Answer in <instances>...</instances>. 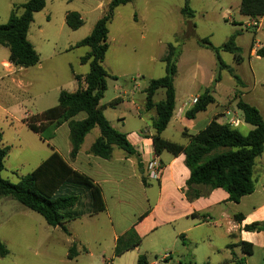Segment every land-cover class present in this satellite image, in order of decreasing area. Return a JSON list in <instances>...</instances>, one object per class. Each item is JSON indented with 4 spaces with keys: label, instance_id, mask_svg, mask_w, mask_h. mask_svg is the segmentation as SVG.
<instances>
[{
    "label": "rangeland",
    "instance_id": "1",
    "mask_svg": "<svg viewBox=\"0 0 264 264\" xmlns=\"http://www.w3.org/2000/svg\"><path fill=\"white\" fill-rule=\"evenodd\" d=\"M27 1L0 0V24L8 22L14 5ZM186 1L132 0L117 9L109 25L110 49L104 67L110 76L101 102L108 108L110 120H114L115 112L108 104L123 92L127 94L125 98L134 99L138 106L145 103L149 82L165 75L163 58L170 45L184 52L177 80L183 89L187 90L193 80L196 87L208 83V72L195 70L197 60L193 57L197 53L198 59L202 54L211 55L212 60L205 58L209 65L211 62L216 65L215 77L220 76L224 93L236 89L237 81L229 70L220 69L215 53L202 46L199 40L208 38L214 46H222L232 35L237 36L248 65L247 47L253 30L238 23L246 21L240 13L241 0H188L195 12L191 21L181 13ZM107 5L108 0H47L46 7L34 15L29 36L41 56V64L23 72V80L32 86L21 92L0 87V106L6 110L0 109V132L4 145L9 147L2 172L5 180L17 184L46 158L51 149L48 143L50 134L46 131L41 137L30 130L21 122L23 111L36 114L42 108L39 101L34 102L36 96L49 95L58 88L70 89L69 64L77 69L79 56L89 51L87 47L70 51V46L91 33ZM72 12H78L84 20L78 30H72L65 22L67 14ZM189 22L192 24L191 33ZM220 57L226 65L233 64L232 54L221 52ZM85 69L89 72L87 64ZM164 98V90L160 89L154 99L160 101ZM238 112L243 117L242 112ZM240 130L244 134L248 132L243 128ZM173 134L174 131L168 132L170 136ZM173 140L181 142L182 138L175 135ZM148 181L144 173L142 185L147 186ZM152 183L156 187L155 182ZM143 186L137 184L127 197L108 198V212L68 222L64 225L66 231L62 227L49 226L42 216L12 198H0V240L9 250L8 256L0 258V264H111V259L115 258L114 230L126 228L148 208ZM73 246L77 248V256L69 259ZM146 248V245L140 246L138 251L124 255L114 264H137L138 256L145 255ZM162 258L160 253L149 255L151 261H161Z\"/></svg>",
    "mask_w": 264,
    "mask_h": 264
},
{
    "label": "crops",
    "instance_id": "2",
    "mask_svg": "<svg viewBox=\"0 0 264 264\" xmlns=\"http://www.w3.org/2000/svg\"><path fill=\"white\" fill-rule=\"evenodd\" d=\"M243 18L246 21L238 23L246 26L247 30H253L251 43L247 47L249 63L246 65L243 54L244 61L242 63H237L234 60L232 65H228L233 69L235 75H239H236L240 80L239 83L237 82L238 87L236 86L232 93H224L219 81L213 93L215 103L210 105L206 111L197 114L194 119H189L186 114L195 105L192 104V100L200 97L213 84L216 65L212 62L209 65L205 57L211 60L212 57L208 53L202 54L200 59L197 58L198 53L196 54L197 57L194 54L193 59L197 60L196 72H208L209 80L207 84L197 87L193 80L185 90L177 81L181 72V60L184 56V52L181 51L177 64L178 73L174 83L176 110L170 124L162 134L164 139L187 146L189 143L187 136L198 134L215 117H218L219 123L228 124L227 121L230 116H227V113H231V117L237 119L236 125L231 127L239 131L242 128L246 129L248 131L246 134H248L253 127L247 124L244 121V116H240L238 112L240 110L237 103L240 100L257 108L264 119V54L259 55V51L264 49V17L258 21H253L246 16ZM235 37L238 46V38ZM28 38L34 45L29 35ZM80 41L74 42L70 46V51L74 50L72 47ZM34 47L37 49L35 45ZM238 47L244 49L240 45ZM3 50L8 49L0 46V87L4 86L9 91L18 90L20 92L31 87L32 83H25L23 80V72L28 68L13 66L9 62V50L7 54ZM83 56H79L77 69L69 64L71 72L69 90L58 88V91H53L49 95L41 94L33 99L36 103L39 101V105L42 107L36 114L58 105L62 91L73 93L78 90L76 76L84 77L88 74L85 69L86 64L81 62ZM126 95L123 92L122 95H117L111 101L117 100V105L114 108L109 107L111 111L115 112L114 120L108 118V108L105 109L104 114L111 126L126 136L135 155H128L118 148H114L112 157L108 160L92 155L90 149L101 137L100 130L95 128L86 136L78 155L72 159L70 156L72 151L69 138L70 130L68 123H64L54 131L49 139L48 143H50L51 149L43 160L45 161L53 152H57L74 170L90 177L102 190L106 209L101 213L110 210L108 198L121 199L120 197H127L133 193L134 190L131 189L135 188L137 184L143 186L141 176L145 173V166L149 161L157 159L161 163L162 174L160 179L155 182L156 187L150 181H148L147 186H143L145 190L144 201L148 204V208L132 224L113 232L115 248L120 239L127 245L138 237L141 240L140 245L119 257L114 255L115 258L111 259V264L132 251H138L140 246L145 245L147 246L145 256L149 264H234L232 253L237 258H243L244 264H264V231L249 232L245 230L247 225L264 223V153L258 158L254 167V193L243 197L237 204L228 200L229 195L224 189L194 184L187 191L190 170L186 165L185 155L174 156L167 152L157 155L155 153L153 123L156 119V110L155 108L149 110L146 107V101L143 105L138 106L134 99L125 98ZM154 101L158 103L161 100ZM101 105L103 104L101 103ZM3 112L6 110L4 109ZM36 114L33 111L24 110L21 122L24 123L28 116ZM85 117V114H80L76 120H82ZM170 130L182 138L181 142L173 140L174 134L168 135ZM242 133L244 134V132ZM236 215H242V220H236ZM243 242L253 246L251 255L246 254L243 248L239 246ZM87 252L89 253V251ZM157 253L162 254L163 257L170 253V257L162 258L161 261H151L149 255L157 256Z\"/></svg>",
    "mask_w": 264,
    "mask_h": 264
},
{
    "label": "trees",
    "instance_id": "3",
    "mask_svg": "<svg viewBox=\"0 0 264 264\" xmlns=\"http://www.w3.org/2000/svg\"><path fill=\"white\" fill-rule=\"evenodd\" d=\"M109 5L103 16L95 23L91 33L78 42L72 49L88 47L89 51L81 58L82 64L89 66V72L84 77L76 76L78 90L76 92L62 91L58 105L40 114L29 116L24 120L26 126L33 132L42 135L48 131L50 138L54 131L68 123L71 158H75L84 144L86 136L98 128L101 137L92 145L90 153L96 157L108 160L112 157L114 148L123 150L128 155L135 152L126 136L114 129L107 120L104 111L107 108L101 102L107 91V78L110 76L104 67L109 51V25L115 11L132 0H108ZM47 0H28L22 5H14L6 24H0V46L9 50V62L17 68H31L40 63V54L30 42L28 35L34 15L46 7ZM22 10V11H21ZM21 11V12H20ZM187 20H193L194 11L186 1L181 10ZM240 13L253 21L264 17V0H241ZM66 24L72 30H78L84 25V20L77 12L68 13ZM199 43L212 50L218 60L220 69H227L239 83V78L233 69L222 62L220 53L228 52L233 55L237 63H242L243 50L237 46L236 37L231 36L221 47H215L208 38L200 39ZM180 50L170 45L167 55L163 58L165 75L149 82L146 89V107L155 108L156 119L153 127L154 150L157 155L164 152L174 156L185 155L186 165L190 170L187 191L194 184H204L214 189H224L228 200L239 203L245 196L255 191L254 167L256 161L264 153V119L259 110L243 100L238 101L237 107L243 113L244 121L253 129L243 134L228 124L218 122L215 117L198 134L187 136V146L168 141L162 137L170 124L176 110L175 78L178 73V59ZM264 54V49L259 55ZM220 76H216L213 84L198 97L197 103L186 116L194 119L197 114L204 112L215 103L214 91ZM163 89L165 98L155 103L157 92ZM117 100L108 104L114 108ZM80 114L86 117L76 120ZM49 129V130H48ZM9 147L4 146L3 134L0 132V198L9 197L19 202L29 210L39 214L46 223L54 228L62 227L68 222L84 216H93L106 209L101 188L94 181L74 170L57 152H53L34 171L27 174L13 184L2 177L5 169V159ZM241 221L242 215H236ZM249 232L264 231V223H254L245 227ZM66 231V229H65ZM141 240L137 237L125 245L118 240L115 256L135 249ZM246 254L253 253V246L241 243ZM9 250L0 240V258L8 256ZM77 256V248L70 249L68 258ZM234 264H244L243 258H237L232 253ZM137 264H149L145 255H139Z\"/></svg>",
    "mask_w": 264,
    "mask_h": 264
},
{
    "label": "built area",
    "instance_id": "4",
    "mask_svg": "<svg viewBox=\"0 0 264 264\" xmlns=\"http://www.w3.org/2000/svg\"><path fill=\"white\" fill-rule=\"evenodd\" d=\"M198 101V98H194L192 100V104H196ZM227 116H230L227 123L230 126L236 125L237 119H234L231 117V113H227ZM145 174L146 177L150 182H156L160 179L162 174V166L161 163L157 159H153L147 163L145 166ZM170 257V253H167L164 255L163 259H167Z\"/></svg>",
    "mask_w": 264,
    "mask_h": 264
},
{
    "label": "water",
    "instance_id": "5",
    "mask_svg": "<svg viewBox=\"0 0 264 264\" xmlns=\"http://www.w3.org/2000/svg\"><path fill=\"white\" fill-rule=\"evenodd\" d=\"M192 24L189 22V32L191 33Z\"/></svg>",
    "mask_w": 264,
    "mask_h": 264
}]
</instances>
